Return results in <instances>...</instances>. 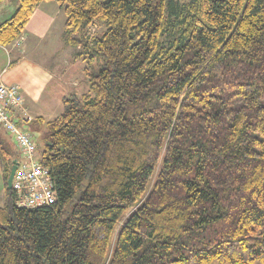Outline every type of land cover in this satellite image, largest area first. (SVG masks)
<instances>
[{
  "label": "trees",
  "instance_id": "trees-1",
  "mask_svg": "<svg viewBox=\"0 0 264 264\" xmlns=\"http://www.w3.org/2000/svg\"><path fill=\"white\" fill-rule=\"evenodd\" d=\"M55 1L87 80L44 123L53 203L15 205L0 138V264H264V0Z\"/></svg>",
  "mask_w": 264,
  "mask_h": 264
},
{
  "label": "crops",
  "instance_id": "crops-1",
  "mask_svg": "<svg viewBox=\"0 0 264 264\" xmlns=\"http://www.w3.org/2000/svg\"><path fill=\"white\" fill-rule=\"evenodd\" d=\"M3 9L4 7H0V11ZM33 11L17 39L19 45H16V41L7 47L0 45V76L5 84L19 86L27 114L32 118L28 123L33 125V130L43 131L44 123L54 119L62 111V100L76 92L74 88L77 77H74L72 59H77V50L63 41L65 17L55 0H43ZM12 13L14 12L8 10L0 20H5L3 18H8ZM38 49L42 57L50 58L48 65L44 66L42 62L31 57ZM56 52L59 56H54ZM12 117L18 119V126L25 128L24 132L31 134L25 120L22 121L14 113ZM0 138L12 155H18L20 159L13 138L4 129H0ZM36 145L38 146L37 142ZM37 155L38 153L36 157ZM4 189L0 166V205L5 198Z\"/></svg>",
  "mask_w": 264,
  "mask_h": 264
},
{
  "label": "built area",
  "instance_id": "built-area-1",
  "mask_svg": "<svg viewBox=\"0 0 264 264\" xmlns=\"http://www.w3.org/2000/svg\"><path fill=\"white\" fill-rule=\"evenodd\" d=\"M16 45H19V42L16 41ZM13 113L19 115L22 121L32 120L27 114L19 86L5 84L0 76V129H4L13 138L20 153L11 181L15 205L27 209L50 205L55 201V193L49 171L36 157L37 145L34 137L21 130L18 119L12 117Z\"/></svg>",
  "mask_w": 264,
  "mask_h": 264
},
{
  "label": "rangeland",
  "instance_id": "rangeland-1",
  "mask_svg": "<svg viewBox=\"0 0 264 264\" xmlns=\"http://www.w3.org/2000/svg\"><path fill=\"white\" fill-rule=\"evenodd\" d=\"M17 1L16 0H6L2 3H0V7H4L3 10L0 11V17H2L8 10L11 11V12H14L15 10V6H17ZM13 14V13H12ZM11 14V15H12ZM10 15V16H11ZM8 16V17H10ZM3 19H8V18H3ZM1 21V20H0ZM4 20H2L1 22H3ZM0 22V23H1ZM94 29H92L93 31ZM101 30V24L100 25H96L95 26V30L93 32H96V33H99ZM35 53H33V55H31V57H34L36 60L40 61L43 63V65H48V61H50V58H47V57H42L40 55V49H38L37 51H34ZM54 56H59V53L56 52V54L54 53ZM72 62H73V73H74V77H77V80H76V85H75V90H76V94L77 93H81L83 92L82 90V87H84L85 85V81L87 80V78L84 77V68L87 67L86 64H83L82 62V59L80 58H77L76 60L75 59H72ZM96 59L94 61H92L91 65L93 64V66L95 67V69H97V66L95 64L96 63ZM102 63L101 60H99V64ZM74 93V92H73ZM28 125H29V128H28V131L31 132L32 135H34V140L35 142L38 143V149H37V152L38 154L42 151L43 149V146L45 144V138L47 136V132H48V129L46 128V126H44V129L43 131H37V130H33V125H30V123L26 122ZM21 130L24 132L25 128H21ZM5 199V198H4ZM4 202V201H3ZM128 215V214H127ZM122 222L119 223V225L121 224ZM118 228L115 230V233L117 232ZM115 233L113 235V239L115 240Z\"/></svg>",
  "mask_w": 264,
  "mask_h": 264
},
{
  "label": "water",
  "instance_id": "water-1",
  "mask_svg": "<svg viewBox=\"0 0 264 264\" xmlns=\"http://www.w3.org/2000/svg\"><path fill=\"white\" fill-rule=\"evenodd\" d=\"M17 164H18V161H17V159H15L14 161H13V164H12V167L10 168V170H9V176H8V178H7V181H6V184H7V188L8 189H11L12 188V184H11V181H12V178H13V176H14V174H15V169H16V167H17Z\"/></svg>",
  "mask_w": 264,
  "mask_h": 264
}]
</instances>
